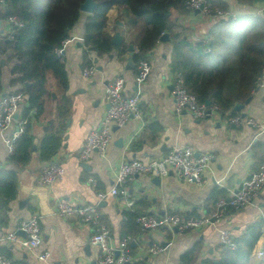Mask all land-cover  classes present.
Masks as SVG:
<instances>
[{"label": "crops", "instance_id": "0c3cea01", "mask_svg": "<svg viewBox=\"0 0 264 264\" xmlns=\"http://www.w3.org/2000/svg\"><path fill=\"white\" fill-rule=\"evenodd\" d=\"M230 5L231 13L239 15H260L264 18V0H254L252 5H244L236 0H223ZM4 15L0 16V32L12 29L6 22V6L0 7ZM89 13L82 16L74 28L63 50V60L68 73V91L70 112L66 120L63 144L51 161L60 162L65 174L52 187L42 186L37 177L42 167L50 161L40 158V145L53 124L58 126L57 107L61 93L57 90L55 79L50 80L54 92L47 97L43 114L32 122V156L26 165L8 161L11 153L7 139L14 127H9L0 134V171L18 173L16 198L9 204L6 217L0 215V253L10 257L15 264H97L99 249L90 243L95 226L85 224L78 216L63 217L58 213L59 201L72 205H97L100 223H107L113 243L118 244L123 238L124 212L137 210L140 214L153 216L182 214L202 216L212 214L216 203H212L214 191L221 190L229 198L250 179L257 171L255 152L259 145L264 146V87H257L241 111H233L246 120L252 119L257 125L244 122L241 125L230 124L221 113H213L202 119H196L189 111L177 113L173 98V79L177 72L172 67L173 43L169 39L159 40L148 54L151 64L149 76L142 82L137 81V67L132 61V54L122 52L115 47L110 54L98 56L84 44V26ZM131 13L114 6L108 12V32L115 36L120 32L123 43L133 45L139 40V34L130 23ZM173 21L190 31L189 39L203 40L214 18L198 11L187 14L173 12ZM167 33V32H166ZM131 42H134L132 44ZM129 48V47H128ZM90 62L95 66V73L86 78L83 70ZM15 60L11 54L0 53V91L13 92L19 86H11V69ZM124 77L125 95H139V117H131L122 127L114 126L112 139L104 154L97 151L82 160V149L87 135L97 127L109 109L106 100L108 84L116 76ZM28 107V105H27ZM157 122L161 128L156 132L151 124ZM150 126V127H149ZM192 147L197 154L212 153L214 160L207 171V182L196 184L179 178L175 173L167 177L152 175L136 176L126 183L129 200L128 206L122 197L108 196L99 201L98 192H108L114 185L117 167L126 160L148 162L153 158H162L175 147ZM93 177L97 187H92L87 180ZM40 216L42 243L37 249H27L19 242L5 239L9 233L24 235L18 229L22 219L31 215ZM264 222V188L253 202L244 208L235 210L226 208L221 229H229L235 237L246 232L256 222ZM178 230V229H177ZM263 234L256 244L249 264H264L259 251H264ZM3 239V240H2ZM165 244V250L158 255H151L147 248L150 243ZM154 244V243H153ZM220 234L216 227L206 226L187 231H176L168 227L143 232L132 237L131 249L140 264H181V256L194 246L199 249L198 262L218 256L222 250ZM164 246V245H163ZM48 252V261L39 259V255Z\"/></svg>", "mask_w": 264, "mask_h": 264}, {"label": "trees", "instance_id": "16d2710c", "mask_svg": "<svg viewBox=\"0 0 264 264\" xmlns=\"http://www.w3.org/2000/svg\"><path fill=\"white\" fill-rule=\"evenodd\" d=\"M86 0H7L6 12L16 16L22 26L15 29L12 38L0 40V53H10L15 60L12 66L11 86H19L27 96L28 107L23 111L26 121L24 133L15 142L8 159L10 163L26 165L32 156V122L44 112L47 97H52L50 80L57 83L61 93L57 107L58 126L53 124L40 145V158L51 161L63 144L66 120L70 112L68 73L63 54V42L82 16L81 5ZM96 7L89 14L84 26V44L98 56L110 54L116 47L114 36L107 30L108 12L121 7L131 13L130 23L139 34L132 53V61L137 63L147 59L164 33H170L173 43L172 67L180 73L186 89L196 96L200 104L217 105L221 114L236 115L237 104H246L252 92L257 89L258 79L264 70V18L260 15H239L231 13L230 5L223 0H208L222 11L223 17L214 18L208 29L209 37L203 40L189 39L190 31L173 21V12L187 14L184 0H94ZM246 6L254 0H236ZM4 15L0 11V16ZM134 44V42H131ZM129 45L122 44V52ZM93 64L90 62L88 65ZM154 132L161 128L157 122L150 125ZM149 126V127H150ZM255 152L257 165L264 162V146ZM259 168V167H258ZM258 170V169H257ZM18 173L0 171V215L6 217L10 202L16 198ZM221 190H215L212 203L226 198ZM146 214V213H143ZM142 215L137 210L124 212L123 237H137L141 232L137 218ZM107 227V223H103ZM264 222L249 226L245 233L235 237L236 248L222 245L216 257L198 262L199 249L194 246L181 256V264H249L252 252L262 237ZM140 264V263H139Z\"/></svg>", "mask_w": 264, "mask_h": 264}, {"label": "built area", "instance_id": "2783aa9c", "mask_svg": "<svg viewBox=\"0 0 264 264\" xmlns=\"http://www.w3.org/2000/svg\"><path fill=\"white\" fill-rule=\"evenodd\" d=\"M7 7V0H0V7ZM184 6L190 11H199L200 13L213 18L223 17V13L215 8L208 0H184ZM6 22L11 25L10 32H0V40L4 37L12 38L15 29L21 27L22 22L14 15H7ZM207 38V37H206ZM67 39L63 42V48H58V54H63L64 46ZM137 81H144L151 72V64L148 59L140 60L137 65ZM96 69L94 64L86 66L83 75L86 78L91 77ZM124 77L118 75L108 84L106 90V100L109 103V109L99 124V127L92 130L86 137L84 145L80 150V158L88 159L95 151L104 154L112 139V129L114 126H124L131 117H139L140 97L139 95H125ZM173 98L175 102V111L181 113L189 111L196 119H202L213 113H221L217 105L207 106L200 104L193 94L185 87V81L180 73H177L173 79ZM264 87V70L262 71L258 84ZM27 96L23 91L4 92L0 91V134L5 132L9 127H14L10 137L7 139L10 153L14 149L15 142L24 133L26 121L23 118V111L27 107ZM19 111V119L16 120L14 115ZM226 119L230 124L241 125L244 120L247 124L256 126L257 123L252 120H246L239 115L227 114ZM214 160L212 153L197 154L190 146L175 147L167 152L162 158H153L148 162L140 160H126L120 163L115 174L113 187L108 192H98L99 201L105 200L108 196L122 197L128 206L134 202L127 198L128 191L124 187L127 182L136 176L152 175L154 177H167L175 173L179 178L190 183L205 184L207 182V171L210 170ZM65 169L60 162L50 161L45 164L38 177L37 182L46 187H52L58 180L62 179ZM92 187H97V180L90 177L87 180ZM264 188V162L258 170L247 180L238 191L229 198H221L216 203V209L212 214L202 216H185L182 214H166L163 216H153L142 214L137 218L138 226L141 232H150L158 230L165 226L170 229L187 231L198 229L206 226H214L218 229L221 243L230 249L236 248L235 236L229 229H221L226 208L241 209L251 204ZM58 213L63 217L78 216L85 224L95 226V232L90 238V243L99 249L97 264H139L138 258L133 254L131 249V236L123 237L118 244L113 243L110 229L100 223L101 212L97 205H72L66 201H59ZM40 216L31 215L28 219H22L19 222L18 229L23 232L24 237L19 238L17 233H9L5 239L12 242H19L27 249H37L40 247L43 239ZM3 240V239H2ZM160 243L152 244L148 252L155 256L165 250ZM264 251L257 253L258 257H263ZM50 255L43 252L39 255L42 261H48ZM0 264H15L7 255L0 253Z\"/></svg>", "mask_w": 264, "mask_h": 264}, {"label": "water", "instance_id": "95a60500", "mask_svg": "<svg viewBox=\"0 0 264 264\" xmlns=\"http://www.w3.org/2000/svg\"><path fill=\"white\" fill-rule=\"evenodd\" d=\"M96 7V3L94 0H86L82 5H81V11L82 12H85V13H89V14H92L94 12V9ZM199 12V11H198ZM7 13L9 14V11H7ZM169 39V34L168 33H164L161 37H160V40L161 41H164V40H168ZM113 44L117 47H120L122 45V42H123V37L121 35L120 32H117L113 38ZM128 51L130 52V54L133 53L134 51V46L133 45H130L129 48H128ZM210 101H208L206 103L207 106L210 105ZM244 108V105H238L236 106V109L238 111H241L242 109ZM19 111L15 113L14 117L16 120L19 119ZM245 115H243L242 117H244ZM33 149L35 150L36 149V146L34 145L33 146ZM176 231H178L177 229H175ZM21 233L23 234V232L21 231ZM164 247L166 246L165 244H163Z\"/></svg>", "mask_w": 264, "mask_h": 264}, {"label": "rangeland", "instance_id": "374dc122", "mask_svg": "<svg viewBox=\"0 0 264 264\" xmlns=\"http://www.w3.org/2000/svg\"><path fill=\"white\" fill-rule=\"evenodd\" d=\"M53 96H54V95H53ZM189 113H190V110H189ZM147 233H149V232H147ZM153 243H157V242H152V243H150L149 246H148V248H149ZM148 248H147V250H148Z\"/></svg>", "mask_w": 264, "mask_h": 264}]
</instances>
